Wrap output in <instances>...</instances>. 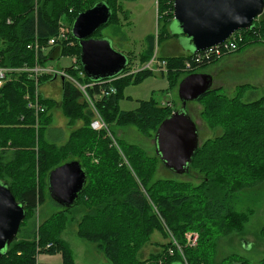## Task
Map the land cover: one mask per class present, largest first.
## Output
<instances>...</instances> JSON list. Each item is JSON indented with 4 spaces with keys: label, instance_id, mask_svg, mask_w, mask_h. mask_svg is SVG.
<instances>
[{
    "label": "trees",
    "instance_id": "obj_1",
    "mask_svg": "<svg viewBox=\"0 0 264 264\" xmlns=\"http://www.w3.org/2000/svg\"><path fill=\"white\" fill-rule=\"evenodd\" d=\"M97 1L100 0H0V65L22 67L32 66L38 62L45 66L46 61L53 56L55 51L63 55H75V63L64 67V70L68 76L82 84H87L86 92L93 98L95 108L111 133L112 126H114L112 121L118 124L133 121L142 131L155 130L168 115H165L162 107L156 105V103L159 104L157 101H140L139 106L130 111L121 110L117 105L121 87L138 82L153 72L141 69L112 79L110 82H105L106 79L95 82L82 71L79 62L80 48L70 32L67 41L57 42L52 46L47 44L48 39L56 34L61 18L64 20L66 18L72 23L80 11L87 9ZM103 1L111 9L110 19L103 25L106 26L114 18V7L120 11L124 9L117 0ZM163 7L164 0H157L158 11ZM263 14L264 11L258 17H262ZM171 20L172 16L169 21ZM257 20L258 18L253 21V29H240L243 41L247 39V36H251L252 32L257 33V28L260 26ZM261 25H264V19ZM262 28L260 33H264V26ZM169 36L173 35L169 34ZM146 38L148 48L152 49L153 37L148 35ZM35 41L39 45L37 51L32 47H27ZM192 54L169 53L162 56L166 57L163 58L166 62L174 60L180 65L188 61L189 68L185 74L217 59L214 54L204 51L191 59ZM149 59L150 54H146L139 62L144 64ZM131 63L128 57L125 69L130 67ZM16 74L19 77L18 80L7 81L8 78L0 87V179L8 183L15 199L22 204L25 216H27L30 210L43 200V189L38 185L40 180L43 181L45 177L47 188V174L52 168L69 160H78L86 172L87 179L73 206L63 207L51 200L59 209V212H56L59 214L56 216L64 218L66 212L71 213L73 208L82 213L76 232L81 238L95 243L96 247L102 251L105 261L100 264H142L144 260L138 252L149 239L151 230L156 227V224H160L162 228L166 227L163 231L168 238L163 263L181 262L179 252L175 251L173 255L167 254V248L171 243L169 233L184 244L183 238L179 237L174 225L169 223L173 216L169 217L163 206H159V210L155 212L150 201L155 205L169 202L171 209H174L177 214L180 209L187 211V206L191 203H186L184 200L194 196L200 202L199 210L197 212L194 206L191 212L197 213H192V217L185 215L192 228L195 227L193 222L202 224L205 223V219H213L211 217L216 219L211 220L210 223L215 222L222 215V211L225 213L222 219L226 218L229 220L228 223H233L235 211L225 209L226 197L229 199L242 188L264 179V98L245 104L237 103L233 99H224V96L218 94L213 88L203 95V98H206L205 103H210L208 110L211 114L207 116L216 119L225 129L221 136L208 141L212 142L209 146L207 142V147L204 146V149L197 147L192 157L186 173L189 174L192 164L196 162L195 166L198 167L199 174L202 176L195 187L196 193L194 195L189 193L191 188L188 183L179 185V180L171 177L152 181L153 174L150 176L152 168H148L146 173L150 183L148 182L145 188L149 191V199L133 180V174L128 172L127 164L121 161V154L119 155L116 147L108 146L111 144V138L106 130H93L90 127L94 113L77 86L64 77L61 83L60 107L69 124H74L77 119L82 120V124L70 131L63 144L57 145L43 137L50 118L47 112L49 108L47 102L54 104L55 101L40 95L39 102L44 106V110L38 113L35 119L33 110L27 107L23 97L24 83L31 86L33 79L25 72ZM45 77L53 78L49 73H44L40 79ZM167 79L170 83V78ZM108 85L114 86L115 92L101 95V89H107ZM32 93L31 88L30 94ZM216 93L217 95H213ZM5 119L10 121L5 122ZM35 123H37L36 126ZM94 132L99 133L98 143ZM35 146H37L36 149H34ZM10 149L13 150L8 152ZM207 156L210 158H205ZM4 157L5 162L2 161ZM93 158H96V162L92 161ZM11 167L14 172H17V177L8 175L7 170L9 171ZM106 168L109 169L108 179L104 177L107 175ZM142 170L143 167L139 165L140 175ZM91 171L98 174V179L102 178L93 185L95 191L90 186ZM40 172L44 175L38 179L37 173ZM15 188L19 190L18 198L14 192ZM182 194H187V196ZM73 216L72 214L71 217ZM196 217H199L198 220ZM238 217V222L241 224L243 216L240 214ZM63 218L53 217V221L57 222L56 226L61 227L56 228L55 234H52L49 229L39 228L33 231L30 239L17 237L22 220L16 236L0 256V264H48L39 262L37 256L56 253L61 255V261L57 264H75L72 250L59 236L64 226ZM183 222H181L182 227L185 224ZM197 232L198 241H200L203 233L201 229ZM49 241L52 242V246L46 247ZM204 241L201 240V245L205 244ZM195 247H183L184 255L190 264L193 261L189 256V251L200 248V244ZM207 247L213 249L210 245ZM198 259L201 261L197 262L198 264H204L202 257ZM217 264H222V261Z\"/></svg>",
    "mask_w": 264,
    "mask_h": 264
},
{
    "label": "rangeland",
    "instance_id": "obj_2",
    "mask_svg": "<svg viewBox=\"0 0 264 264\" xmlns=\"http://www.w3.org/2000/svg\"><path fill=\"white\" fill-rule=\"evenodd\" d=\"M117 1L121 3L124 11H120L114 7L115 14L113 20L97 31L94 36H103L108 38L113 49L129 57L132 61L130 67H134L135 65L139 67L142 65L139 61L146 54H150V58L153 56L156 60L158 58H166L164 57L166 55L164 53H175L176 50L180 51L181 49H186L187 47L190 48L184 36H169V33L177 28L173 19L169 21L172 16L173 0H164V7L159 11L157 9V0ZM257 18V22L260 25L257 28V33L255 32L254 34V32H252L251 36H247V39H245V41H243L240 45V49L247 44L252 45L257 41H264V33H260L263 30L262 27L264 26L261 25L262 20L264 19V14L262 17ZM69 21L70 20H66V18L65 20L64 18H61L60 23L57 25V31L61 29L69 30L71 24ZM148 35L153 37L152 49H149L147 46L148 43L146 37ZM240 49L234 52L223 53L217 57L215 61L210 63V69H216L215 64L217 62L221 60L225 61L227 59L229 71L227 75L221 78H233L234 80L231 82V85H234L235 87L230 88L229 91L224 88V90L219 91L218 94L223 95L226 100L233 99L234 101H237V103L245 104L260 99L258 98L259 96L264 98V87L261 85V89L252 91L241 85V82L237 80V77L243 74L241 68L242 61L244 60L245 62L254 65L257 64L260 66V69V63L262 62V60L260 62V59L264 58V53H261L259 56L256 51H252V56L244 57V54L239 53ZM74 58L75 55H63L59 54L58 51H55L53 56L46 61V66L64 70V67L72 64ZM221 63L223 62H219L217 67H219ZM162 67L164 70L153 72L138 82L125 84L121 87L117 103L118 108L130 111L136 109L139 106L140 101L154 100L159 103H156V105L164 109L163 111L165 115H169L172 111L178 109L180 102L177 93V85L182 79L181 77H184L188 70L185 67V64L180 65L179 62H175L174 60L167 61ZM207 67L209 66H201L199 69L190 73H207V71H205ZM50 75H52V79H49L48 77L40 79V77H42L40 76L38 81H33L31 86H29L28 83H24L25 92L23 97L27 93L30 94L32 88V94H34L35 90L38 89L39 94L42 97H46L51 100L53 98L58 100L61 95L60 75H55L53 73ZM168 77L170 78V83L168 82ZM18 78L19 77L16 73H12L9 75V79L7 81L18 80ZM66 78L72 82L67 75ZM217 83L218 80L214 81L213 87H215ZM36 84H38V87ZM213 89L215 90L217 88ZM213 95H217V93ZM203 97L204 96H202V98L200 97L201 99L199 98L196 101H190L187 103V111L198 127V147L201 150L204 149V146L207 147L206 143L210 139L221 136L225 129V127L219 124L216 119H211L207 116V114H211L208 110L210 103H205L206 98ZM60 101L61 100L55 101L54 104L52 102H47L49 106L47 112H51L52 121L43 132V137L45 139L51 140L57 144L62 143L58 137H53V134L56 135L57 132H60L57 128V123L60 118L67 121V117L63 114L60 107ZM9 121L10 120L5 119V122ZM64 121L62 122V130L65 134H68V132L73 128L80 126L78 125L79 123L82 124V120L78 121V119L74 122V124H66ZM112 123L114 125L112 126L114 132L112 131V133L107 134L109 138L110 135L112 136L113 140L110 139V141L113 146L111 144L108 146L113 148L114 146L116 147L119 155L121 154V161L127 164L126 166L128 172L133 174V180L137 182L136 184L143 190V193L147 196V198H149V191L145 188V185L148 182L150 183L149 176L146 173L148 168H152V173L150 174V176L153 174L152 181L171 177L179 180V185L188 183L191 188L189 193L193 195L196 193L195 187L202 177L201 174H199V170L197 169L198 167L195 166L196 162L192 164L189 174H177L166 169L154 152L153 137L156 128L155 130L146 129V131H142L138 128V125L133 123V121L126 122L125 124H118L115 123V121H112ZM36 124L37 123H35V126ZM94 134L97 136L96 142L98 143L100 140L99 133L94 132ZM36 144L38 145V142ZM210 144H212V142H208V146ZM108 146L107 148H109ZM36 147L37 146H35L34 149H36ZM12 150L13 149H10L8 152ZM199 157H201V155H199ZM205 158H210V156ZM2 161L5 162V157ZM92 161L96 162V158H93ZM139 165L143 167L141 175L138 171ZM12 168L13 167H11L9 171L7 170L8 175L17 177V172H14ZM106 172L107 175L104 177L108 179V168H106ZM14 174H16V176H14ZM37 175L38 179H41L44 174L40 172L37 173ZM37 175L35 173L36 177ZM98 178V174H94L91 171L90 186L93 191H95L93 185L102 180V178ZM114 180L115 179H113V181ZM38 185L42 186L43 200L32 208L30 213L23 218L20 231L17 234V237L19 238L30 239L33 236V231L38 230L39 228L42 230L49 229L52 234L56 233V228H61L56 226V221H53V217L55 219L57 217H63L56 216V214H59L56 213L59 212V209L48 195V191L45 186V177L43 181L40 180ZM18 191L19 190L17 188L14 189L15 195L17 196L16 198H18L19 195ZM182 195H185V197L187 196V194ZM184 201L186 203L190 202L191 204L187 206L186 212H184V209H180L177 214H175L174 209H171L169 202L166 204L155 205L150 201V204L155 212L157 209L159 210V206L166 208L168 216H173L172 220H170L171 222H168L174 225L177 233H179V237L183 238V240L185 233L197 232L201 229L203 236H201L200 241H198L200 248L197 249L196 247H198L199 244H196V249L189 251V256L194 263L201 262L198 258L202 257V259H204V262L202 263L204 264H217L220 261H222V264L228 262L232 264H264V179L256 184L254 183L253 185L242 188L240 191L234 193V195L229 199L226 197L224 204L225 209H228V211H232L233 209L236 213H233V223H228L229 220L226 218L222 219V215H225L222 211V215L215 222L210 223L211 220L216 219L215 217H211L213 219H205V223L202 224L193 222L195 227L192 228V226L188 224V219L185 218V215L190 216L192 213H197L200 207V202L194 196H190ZM194 206L197 212H191L192 209H194ZM72 214L74 215L73 218L71 217ZM240 214L243 216L241 224L238 222V216ZM81 215L82 213L76 210V208H73L71 213L66 212V215L63 218L64 226L60 231L59 236L67 242L68 246L73 251L72 254L76 264H100L105 261L102 251L96 247L95 243L81 238V236H79L76 232L77 223L79 222ZM198 218L199 217H196L197 220ZM182 221L185 223L183 227L181 226ZM155 226L156 227L151 230L149 239L141 246V249L138 252L139 255L142 256L141 259L144 260L142 264H164V252L168 238L166 237L163 229L166 230V227L163 226L162 228L160 224H156ZM169 236L170 238L176 239L171 233H169ZM201 240L202 242L205 240L204 245H201ZM242 240H244V242H242ZM207 245H210L213 249H208ZM180 252H183V247H181ZM150 256L151 258H149ZM184 258L187 259L186 256ZM37 260L48 264L58 263L61 261V256L59 253L53 255L39 254L37 256ZM193 262L192 264H194Z\"/></svg>",
    "mask_w": 264,
    "mask_h": 264
},
{
    "label": "water",
    "instance_id": "obj_3",
    "mask_svg": "<svg viewBox=\"0 0 264 264\" xmlns=\"http://www.w3.org/2000/svg\"><path fill=\"white\" fill-rule=\"evenodd\" d=\"M263 10L264 0H173L172 19L177 28L170 34L184 36L190 47L184 50L194 54L223 42L234 31L253 29V21ZM110 17V7L100 0L80 11L70 25V33L80 48L82 71L95 82L116 77L128 63L127 55L113 49L108 38L93 36ZM60 80L63 83L64 77L60 76ZM211 86L212 76L208 73L185 75L177 89L180 106L155 130L154 152L173 173L188 171L198 147V129L187 111V103L198 100L212 89ZM86 179L78 160L66 161L47 174L49 197L60 206L71 207ZM24 216V207L15 199L8 183L0 179V256L16 236Z\"/></svg>",
    "mask_w": 264,
    "mask_h": 264
},
{
    "label": "built area",
    "instance_id": "obj_4",
    "mask_svg": "<svg viewBox=\"0 0 264 264\" xmlns=\"http://www.w3.org/2000/svg\"><path fill=\"white\" fill-rule=\"evenodd\" d=\"M69 32H70V29L69 30L68 29L67 30H65V29L58 30L54 36H52L48 39L47 44L49 46H52V45L57 44V42L67 41ZM242 41H243V37H242L241 31L237 30V31H234L223 42L216 44V45H212L203 51L207 52V53H212L216 57H219L220 55H222L225 52L236 51L239 47V44ZM67 43L71 44V42H67ZM38 46L39 45H38L37 41H35L33 44L27 45L28 48L32 47L36 51L39 48ZM203 51L192 54L191 59L195 56H198V54L203 52ZM72 63L73 64L75 63V58H74ZM165 63H166L165 59L158 58L155 60L154 57L152 56L147 62L140 65L139 67H137V65H135L134 67H128V68L124 69L116 77L106 79L105 82H110V81H112V79L132 74V73L137 72L141 69H147V70H150L151 72L162 71V70H164L162 66ZM184 64H185V67L188 69L189 68L188 61H186ZM21 72L28 73V75L33 79V81H38L39 77L42 76L44 73H49V74L53 73L55 75H60L63 77H66V75H67L64 70L54 69V68L48 67L46 65L43 66V65H40L38 62H36L32 66L24 65L22 67H4V66L0 65V87L6 82V80L9 78L10 74L21 73ZM68 77L72 80V83L75 86H77L78 89H80L83 97L85 98L86 101H88L91 109L93 110L94 116H93L92 120L90 121V127L93 130H103L104 129V130H106L107 133H111L110 131H108L109 130V128L107 127L108 125L103 120V118L101 117V115L99 114L97 109L95 108V106L93 104V98L91 96H89L88 93L86 92L87 84H82V83L78 82L77 80H75L74 78H72L70 76H68ZM89 85H91V83ZM36 86L38 87V84H36ZM114 92H115V87L112 85H108L107 89H104V88L101 89L100 94L101 95H109V94H112ZM39 96H40V94H39L38 89L35 90L34 94L31 95V94L27 93L24 96L25 100H26L27 107L31 108L34 112L35 119L37 118L36 117L37 114L44 110V106L39 102ZM110 138L113 140L111 135H110ZM198 239H199V235L197 232L185 233L184 234V244H181L178 240H176L174 238H170L171 243L167 248V254L173 255V253L175 251H177V252H179V254L182 258L181 263L182 264H188L189 263L188 260L184 258L185 257L184 253L180 252L181 247H184V246L194 247L198 243ZM49 246H52V242H50V241L46 244V247H49Z\"/></svg>",
    "mask_w": 264,
    "mask_h": 264
},
{
    "label": "crops",
    "instance_id": "obj_5",
    "mask_svg": "<svg viewBox=\"0 0 264 264\" xmlns=\"http://www.w3.org/2000/svg\"><path fill=\"white\" fill-rule=\"evenodd\" d=\"M252 51H256L259 54V56L261 55V53H264V41L263 42H262V40L261 41H257L255 43H253L252 45L247 44V45L243 46L240 49L239 53L244 54L245 55L244 57H246V56L250 57V56L253 55ZM164 54L168 55L169 53H164ZM175 54H180V55L184 54L185 55V54H190V51L181 49L180 51L176 50ZM261 60H262V62H261ZM219 62H223V63H221L219 65V67H217ZM219 62H217L215 64V68L216 69H210V63L206 64L205 67L206 66H209V67H207V69L205 71H207V73L212 76V86H211V88H217V89H215V90H217V92L223 91L224 88L227 91H229L230 88H234L235 87L234 85H231V82H233L234 79L233 78L232 79H228L227 77H225L224 79L221 78V77H224L225 75H227V73L229 71V69H228V61L226 59L225 61L221 60ZM260 62H261L260 63L261 64V68L259 69L260 66H258L257 64L254 65V64L245 62L244 60L242 61L241 68H242L243 74L241 76L237 77V80L241 82V85H243L244 87L248 88L249 90L255 91L257 89H261V85H262V87H264V58H261ZM253 71H256V72H253ZM185 75H187V74H185ZM181 78H183V76ZM219 78H221V79H219ZM216 80H218V83L216 84L215 87H213V83ZM60 84H61V80H60ZM177 89H178V85H177ZM177 93H178V90H177ZM60 98H61V95H60L58 100H55L54 98H53V100L54 101H59ZM258 98H261V96H259ZM179 102H180V100H179ZM49 115L51 116L50 120H49V123L51 124V121H52L51 112L49 113ZM63 121H64V119L60 118L59 122L57 123V125H58L57 128L59 129L60 132H57L56 135L53 134V137L54 138L58 137V139L62 143L57 144V143H54L51 140H48V141L53 142L54 144H57V145H61L67 140L68 135H69L71 130L68 132V134L64 133V131L62 130V128H63L62 127V122ZM64 123L67 124L68 123V119H67V121H64ZM78 125H80V123ZM74 263H75V260H74ZM49 264H57V263H49Z\"/></svg>",
    "mask_w": 264,
    "mask_h": 264
},
{
    "label": "flooded vegetation",
    "instance_id": "obj_6",
    "mask_svg": "<svg viewBox=\"0 0 264 264\" xmlns=\"http://www.w3.org/2000/svg\"><path fill=\"white\" fill-rule=\"evenodd\" d=\"M197 129H198V127H197Z\"/></svg>",
    "mask_w": 264,
    "mask_h": 264
}]
</instances>
